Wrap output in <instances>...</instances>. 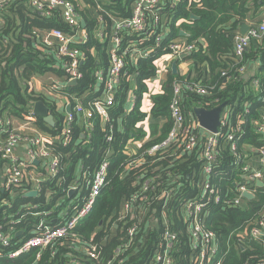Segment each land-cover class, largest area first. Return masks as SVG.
Here are the masks:
<instances>
[{"label": "trees", "instance_id": "1", "mask_svg": "<svg viewBox=\"0 0 264 264\" xmlns=\"http://www.w3.org/2000/svg\"><path fill=\"white\" fill-rule=\"evenodd\" d=\"M67 1L73 4L78 20L84 21L85 43H82L83 37L78 32L82 30L80 21L79 26H69L58 10L49 16H38L30 11L27 0H22L12 2L0 12V120H4V117L22 120L32 113L34 103L41 100L49 108L55 124L51 127L42 119L35 118L36 128L53 138L60 136L64 128L68 130L67 141L61 136L51 146L60 160L59 172L44 182L42 198L26 199L19 195L12 208L0 206V222H3L5 215L15 213L16 208L25 204L38 206L34 209L29 207L32 212L45 211L55 206L59 198L61 201L55 209L64 211L74 200L73 197L68 198L66 192L74 180L76 165L82 168L87 177H91L101 160L107 158V175L92 210L78 221L67 237L45 249L38 260L36 251H31L15 264H107L109 260V264H155L154 256L163 247L166 231L175 236L171 250L173 264H192L195 252L191 250L189 230L182 220L181 211L185 206L183 203L197 195L193 180L199 173L201 162L194 152L184 153L180 158L171 156L177 148L173 144L153 155H148L147 151L152 145L166 139L173 128L170 104L174 85L178 82L182 84L180 106L185 116L184 127L191 126L197 120L196 109L211 111L224 105L231 111V128L235 129L238 138L237 154L242 156L249 151L248 148L257 149L263 145L256 133L255 123L260 120L259 111L264 109V40L261 44L251 41L243 56L242 65L259 66L255 76L259 79V88L253 90L250 79H245L233 66V36L240 31L247 18L254 21L258 17L264 9V0H162L153 12L150 30L122 35L119 53L125 64L123 73L136 76V90H132L135 99L133 109L129 113L125 111L127 93L134 81H126L123 76L114 94L113 105L107 107L108 120L105 125L94 113L87 119L88 125H91L89 132H84L81 115L74 114L73 120L67 124L65 105L62 111H56L57 102L47 99L34 88L31 90L30 84L35 77L54 74L65 82L57 91L69 99L71 106L77 102L85 110H91L93 101L101 99L103 95L96 74L105 72L109 65L108 37L105 35H111L114 20L130 16L134 0ZM98 6L104 12H99ZM191 16L196 19L191 20ZM99 18L103 22L102 28H99ZM51 29H57L76 40L70 44V48L77 50L83 61L79 66L81 78L75 86L67 85L68 76L62 70L64 59H56L55 48H47L39 38L40 33ZM161 30H167V36L160 46L155 47V37ZM181 32L186 34V42L194 44L197 50L186 59L190 66L187 74H173L169 68L161 93L150 97L151 121L149 136L146 137L138 126L148 117L140 110L142 95L146 93L144 82L154 76V61L165 54L164 48L169 42L180 38ZM131 44L137 47L128 48ZM137 49L144 52L152 49L153 53L148 58L133 60L130 55ZM223 71L230 77H221ZM190 82H199L206 93L197 94L186 89L184 85ZM244 103L248 104L247 112H244ZM82 135L84 138H81ZM108 136H111L109 142L106 141ZM135 141H143V144L135 154H131L126 146ZM243 163L227 144L220 143L209 178L220 199L218 203L206 202L203 225L215 236V260H221L223 264H264V237L263 242H259L250 235L252 227L264 218V187L254 186L253 200L243 199L239 206L230 204L236 197L237 187L243 182ZM39 173L43 174V171ZM175 175H178L182 185L175 190L166 206L158 204L160 201L147 204L153 195L160 193L159 183L166 185L167 180ZM152 177L157 186L143 193L144 183ZM134 196L137 198L134 210L122 217L123 205ZM80 205L81 201L71 204L69 211H75ZM28 215L29 212L19 211L12 219V226L22 228L25 225L27 232L30 231L38 218ZM133 223L137 225L136 232L132 242L124 248L122 245L127 240V229ZM56 224L53 223V226ZM90 246L99 250L97 261L87 255L86 250ZM118 247L120 253L113 259ZM119 259L122 260L120 263ZM0 264L9 263L2 259Z\"/></svg>", "mask_w": 264, "mask_h": 264}, {"label": "built area", "instance_id": "2", "mask_svg": "<svg viewBox=\"0 0 264 264\" xmlns=\"http://www.w3.org/2000/svg\"><path fill=\"white\" fill-rule=\"evenodd\" d=\"M14 1L22 0H0V12L3 8ZM177 1V0H176ZM162 3V0H134L131 5V13L128 18L116 19L112 22V32L108 37V40H112L113 48L109 50V65L105 72H98L96 79L102 86V98L93 101L91 110H85L79 103H75L73 106L68 103L65 106H69L70 113L65 114V121L69 124L74 117V114L81 115L82 124L85 129L90 128L87 119L91 118L96 113L102 121L108 120L107 107L112 106L114 103V94L118 87L121 77L125 76V80L133 82L134 75L123 73L124 61L119 53L121 46L122 35L128 33H146L151 28L150 20L153 19V12ZM27 4L32 12L38 14V16H49L53 11L58 10L62 19L69 26H79L78 15L75 11L73 4L67 0H27ZM262 18L259 21L250 24L247 32L244 35L240 34V31L233 36V58L235 63L233 66L239 74H243L245 79H250V88L258 90L259 79L255 76L258 74V64H253L251 67L242 65L243 56L245 51L250 45L251 41L260 43L264 40V9L261 12ZM1 21V18H0ZM246 25V24H244ZM84 40V31H78ZM167 30H161L155 37V47L160 46L163 43L164 38L167 36ZM39 38L42 43L49 49L55 48V58H63L64 64L62 70L67 74L68 81L78 80L81 78L79 72V66L82 64L83 57L77 50L70 48V44H74L76 40L73 37L64 35L57 29H51L40 33ZM135 44H131L128 48H136ZM197 48L194 44H189L185 39L183 41L174 40L167 44L164 48L165 54L159 56L154 61L155 73L153 79L162 82V77L165 75L170 67V63L173 61L178 62V58L182 54H186L188 57L195 52ZM167 52V53H166ZM153 53L152 49H148L145 52L137 49L132 52L130 57L133 60L148 58ZM253 67V69H252ZM221 77H230L228 73L222 72ZM181 83L174 85L173 99L170 104V115L173 120V128L168 134L167 138L162 142L152 145L147 153L153 155L166 149L173 144L176 151L171 155L176 158H180L184 153L196 154L197 159L201 162L199 173L195 179V186L197 188V195L189 200H186L184 209L181 211L182 220L188 227L190 234V247L194 250L195 254L192 258V264H223L221 260H215L217 247L214 243V234L204 228L203 225V208L207 201H213L218 203L220 197L216 193L215 189L210 185V174L212 168L216 162V155L220 143L227 144L230 151L234 153V156L243 161L241 168L243 182L237 187L236 197L230 204L239 206L241 201L245 199L242 195L245 192H251L254 194V186L256 182L260 181L264 183V109L260 110V120L256 122V133L259 135L263 145L259 148H248L249 151H245L242 156L236 152V134L235 129L231 128V111L228 107H223L219 115V125L217 132L211 133L200 127L198 121H194L191 126L184 127L185 116L181 110ZM189 91L197 94H205V88L199 82H190L184 85ZM34 82L30 84V89L33 90ZM57 88H59L57 86ZM133 99L131 91L127 93V99ZM244 112L248 111V104L243 105ZM18 122V126L15 127L14 123ZM35 117L28 114L23 117L22 120H0V196L3 197L0 200V206L10 209L12 204L19 195H25L30 191H40L39 182L46 181L54 178L59 172V157L53 153L51 146H53L56 140H59L61 136L65 141L68 139V130L63 129L60 136L53 138L40 132L36 126ZM237 131L239 128L237 127ZM224 136L222 139L221 137ZM107 142L111 141V136L107 137ZM24 147V158H20L15 149L18 147ZM253 159L249 162L250 158ZM34 161H37L39 166L43 170V174L39 173V176L34 172ZM35 166V167H33ZM29 169L30 171H27ZM108 169V160L103 158L100 164L95 168L91 177H87L85 174L81 177V182L74 180L72 184L68 186L67 196L69 193H74V200L70 202L68 207L61 213L50 211L32 212L26 208L25 212H29V217L38 218L36 224H34L30 231L24 229H15L12 225L14 221L12 219L20 211L14 214L5 215L3 222H0V260H4L6 263L15 264L21 257L29 254L31 251H36V260L40 258L41 253L52 246L56 241L68 236L70 230L78 223L79 220L85 218L92 210L96 199L100 194L101 189L105 185L106 175ZM171 176L170 173L167 174ZM144 185L142 192L152 191L157 183L155 179L149 178ZM39 183V184H38ZM176 184L175 187L171 185ZM182 183L178 180V175H175L171 180H167V184L163 185L159 183L160 193L153 195L147 204L151 202L160 201L162 206H166L169 199L173 197L176 189L180 188ZM150 188V189H148ZM255 195V194H254ZM61 199V198H59ZM57 200L55 206L61 200ZM137 198L134 196L122 207V217L131 213L134 210V204L137 202ZM81 201L79 208L70 212L69 206L73 203ZM38 207V206H37ZM35 205L31 208H37ZM163 207V208H164ZM25 206L22 208L24 209ZM68 210V211H67ZM154 213V212H153ZM50 214H56L53 224L46 220ZM153 218V217H151ZM164 219V216L162 217ZM42 219V220H41ZM133 219V218H132ZM137 225L133 223L127 229V240L122 246L124 248L129 246L132 242L133 236L136 232ZM28 235L26 236V234ZM251 238L255 241L263 242L264 237V218L257 221L255 226L250 231ZM14 238L16 239L15 241ZM163 247L157 250L154 258L155 264H173L171 260V250L173 248V240L175 236L170 232L164 233ZM87 255L91 260L97 261L100 257L99 250L95 246H90V249L86 250ZM120 253V247L114 252L113 259H116ZM119 263L122 261L118 260ZM111 260L107 262L109 264ZM73 264H86L80 262H73Z\"/></svg>", "mask_w": 264, "mask_h": 264}, {"label": "crops", "instance_id": "3", "mask_svg": "<svg viewBox=\"0 0 264 264\" xmlns=\"http://www.w3.org/2000/svg\"><path fill=\"white\" fill-rule=\"evenodd\" d=\"M101 5V4H100ZM102 6V5H101ZM97 9L99 10V12H104V9L103 8H101L100 6H98L97 7ZM262 18V14L260 13L259 15H258V17L254 20V21H252V20H250L249 18H247V20L245 21V24L247 25V26H249L250 24H253L254 22H256V21H259L260 19ZM81 20V19H80ZM79 20V21H80ZM98 23H99V28H102V24H103V22H102V20L99 18L98 19ZM84 28V27H83ZM83 28L81 27V29L83 30ZM84 31V30H83ZM106 36H108V35H105V37ZM183 39H185V37H183V36H181L180 35V38L179 39H177V40H179V41H183ZM85 43L86 42V32L84 31V41H82V43ZM106 44H107V46H108V52H109V50H111L112 48H113V42H112V40H107V42H106ZM170 67H171V63H170ZM169 67V68H170ZM189 68H190V66H189V63L186 61V59H184V60H182V61H180V60H178V62H177V73L179 74V75H181V76H183V75H186L187 74V72H188V70H189ZM252 69H253V67H252ZM133 77H135L134 78V82H133V84L130 86V89H129V91H131V93H132V90L134 91V90H136V76H133ZM78 81V80H77ZM33 82H34V90L36 91V92H38V93H41V94H43L47 99H49V100H53L54 99V101L55 102H57L56 104H55V109H56V111H62V108L64 107V105L66 104H68V103H70L69 102V99H67V97H65V96H62V95H60L59 93H58V91H57V86L58 87H60V86H63L64 85V83L65 82H63V80L60 78V77H57V76H55L54 74H51V73H48V74H46V75H44V76H38V77H35L34 78V80H33ZM156 82V80L155 79H153V77L151 78V79H149V80H147V81H145L144 82V84H145V86H146V93L145 94H143L142 95V98H141V105H140V110L143 112V113H145V114H147L148 115V117L146 118V120L144 121V122H141V123H139L138 124V126L146 133V137H148L149 136V125H150V117H149V112H150V110H151V100H150V97L151 96H153V95H156V94H159V93H161V88H162V83H163V81L161 82V81H158L160 84H157V83H155ZM77 84V83H76ZM75 86V85H74ZM101 86V85H100ZM99 86V87H100ZM96 89H98V91H99V88L97 87ZM54 93H58L57 95H55ZM133 94V93H132ZM133 96V95H132ZM134 98L133 99H131V97L130 98H126V103H125V111H126V113H129V112H131V110L133 109V107H134ZM66 108H67V106H65V114H66ZM197 119V118H196ZM103 123V125H105V122H102ZM14 126L15 127H17L18 126V122H15L14 123ZM39 130V129H38ZM40 131V130H39ZM90 131V128H88V129H85L84 130V132H89ZM41 132V131H40ZM81 138H84V135H82L81 136ZM146 140V139H145ZM144 140V141H145ZM143 144V141H135V142H129L128 144H127V146H126V150L127 151H129V153H131V154H135L136 153V149L137 148H139L141 145ZM24 147H18L17 149H15V153L20 157V158H24ZM253 157L254 156H252L251 158H250V160H249V162L253 159ZM34 165H36V167L34 168V172H36V175H38L39 176V172H41V171H43L41 168H38V166H39V164L37 163V164H34ZM36 169V170H35ZM27 171H30L29 169H27ZM84 173H83V170H82V168H80L79 167V165L77 166L76 165V173H75V175H74V180H78V182L80 183L81 182V177H82V175H83ZM73 180V181H74ZM73 181H71V183L70 184H72L73 183ZM44 182L45 181H40L38 184H39V186H40V191H37V194H36V196L34 197V198H26V199H38V198H42V196L44 195V193H43V191H42V187H43V185H44ZM264 187V186H263ZM24 196V195H23ZM74 196V193L73 192H71V193H69V197L68 198H72ZM23 198H25V197H23ZM58 200V199H57ZM56 200V201H57ZM56 203V202H55ZM158 204H161V206H162V203L161 202H159ZM31 205V204H30ZM30 205H23L22 207H19V209H20V211H23V210H25L26 208H28V207H31ZM25 206V208L24 209H22L23 207ZM32 206H34V205H32ZM36 207H37V205H36ZM48 209H51V207H49ZM47 209V210H48ZM56 210V209H55ZM56 212H59L58 211V209L56 210ZM14 214V213H13ZM161 215V217H163L164 215H163V213H161L160 214ZM55 217H56V214H50L47 218H46V220L47 221H49V222H51L52 224L53 223H55L54 222V219H55ZM42 220V219H41ZM163 222H164V224H165V220L163 219ZM15 229H24V228H26L27 229V227L24 225L22 228L20 227V228H16V227H14ZM32 228V227H31Z\"/></svg>", "mask_w": 264, "mask_h": 264}, {"label": "water", "instance_id": "4", "mask_svg": "<svg viewBox=\"0 0 264 264\" xmlns=\"http://www.w3.org/2000/svg\"><path fill=\"white\" fill-rule=\"evenodd\" d=\"M32 11V10H30ZM191 20H195L196 17L195 16H191L190 18ZM80 24L81 27H84V21L81 19L80 20ZM248 26L247 25H242L240 28V34L244 35L247 30H248ZM181 36L186 37L185 33L181 32ZM188 56L186 54H182L179 56V60L182 61L184 59H187ZM170 70L172 71L173 74H177V62L174 61L171 64ZM77 81L76 80H71L68 82V86H74L76 85ZM224 107V105L218 106L217 108L211 110V111H206L204 109H196L195 110V115L197 118V121L200 125L201 128H203L204 130L211 132V133H216L217 132V128L219 125V115L220 112L222 110V108ZM66 113L69 114L70 113V108L69 106H67L66 108ZM32 115L35 118H40L42 119V121L44 123H46L47 125L53 127L55 122H54V118L52 116V114L49 111V108L46 106V104L43 101H37L34 103L33 108H32ZM37 161H34V164H37ZM256 186L259 188H262L264 186L263 182H256ZM37 192L36 191H30L27 192L23 197L25 198H34L36 196ZM246 200H253L254 199V194L251 192H245L242 195Z\"/></svg>", "mask_w": 264, "mask_h": 264}, {"label": "rangeland", "instance_id": "5", "mask_svg": "<svg viewBox=\"0 0 264 264\" xmlns=\"http://www.w3.org/2000/svg\"><path fill=\"white\" fill-rule=\"evenodd\" d=\"M173 62H174V61H173ZM171 64H172V63H171ZM164 76H165V75H163V77H162V81L164 80ZM155 83L160 84L158 81H156ZM4 120H8V119H5V117H4ZM57 205H59V204H57ZM54 210H55V206H52L50 211L54 212ZM60 212H61V213L59 214V216H62L63 212H62V211H60Z\"/></svg>", "mask_w": 264, "mask_h": 264}]
</instances>
